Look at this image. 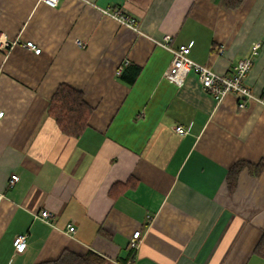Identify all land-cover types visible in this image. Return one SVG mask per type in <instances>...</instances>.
<instances>
[{
	"label": "crops",
	"instance_id": "obj_1",
	"mask_svg": "<svg viewBox=\"0 0 264 264\" xmlns=\"http://www.w3.org/2000/svg\"><path fill=\"white\" fill-rule=\"evenodd\" d=\"M119 10L138 30L105 13ZM0 34L11 44L0 50V264L64 251L125 264L138 230L132 264H264V103L218 101L194 72L178 88L157 44L190 45L226 77L259 44L244 84L264 101V0H0ZM62 84L93 109L78 138L49 115ZM45 210L51 219L38 218Z\"/></svg>",
	"mask_w": 264,
	"mask_h": 264
},
{
	"label": "built area",
	"instance_id": "obj_2",
	"mask_svg": "<svg viewBox=\"0 0 264 264\" xmlns=\"http://www.w3.org/2000/svg\"><path fill=\"white\" fill-rule=\"evenodd\" d=\"M40 1L42 2V4L52 9L57 8L59 4V0ZM105 13L120 22L122 25L130 29L138 30L135 22L125 16V14L121 10L114 13H109L106 11ZM170 41L171 37L166 36L164 37V40L162 42H157L160 47L170 51L173 55L171 65L165 74V78L169 83L177 86L178 88H181L184 85L187 76L191 72H194L197 74L199 82L204 92L212 95L218 101H221L229 93H235L243 99V101L239 103L240 109L246 108L247 101H257L264 103L263 99L253 95L252 92L244 84L245 78L253 67V59L259 53V44H255V46L252 48V53L250 57L243 58L237 63L234 68V75L232 77H226L215 73L206 66L194 62L190 58V45H183L178 48H172L170 47ZM10 46L11 44H9L5 35L0 34V50L10 48ZM78 46L82 49L86 48L85 44L80 41L78 42ZM24 47L26 49L31 50L36 55H40L42 52V49L36 46L32 41L26 42L24 44ZM4 115L5 112L0 111V119H2ZM176 132L180 135H185L187 133L182 126L176 127ZM17 180L18 176H13L11 179V184H15ZM52 217L53 214L46 210L38 214V218H41L43 220H49ZM75 231L76 230L74 226H70L69 233L73 234L75 233ZM142 240V231L138 230L134 232L133 236L130 238L129 241L131 259L127 264H132L140 248ZM14 247L17 253H23L27 248L26 236H17L14 240Z\"/></svg>",
	"mask_w": 264,
	"mask_h": 264
},
{
	"label": "trees",
	"instance_id": "obj_3",
	"mask_svg": "<svg viewBox=\"0 0 264 264\" xmlns=\"http://www.w3.org/2000/svg\"><path fill=\"white\" fill-rule=\"evenodd\" d=\"M238 2V1H237ZM93 109L86 103L84 94L68 85L62 84L54 94L49 105V115L56 121L60 130L74 138L80 137L88 128V122ZM245 164L239 163L231 171L229 176L230 189L233 190L238 174ZM264 164L257 168L260 173ZM256 254L264 257V236L255 250ZM131 256L129 257V261ZM127 261L125 264H127ZM38 264H114L99 254L88 251L84 255H77L70 251H64L55 260L45 261Z\"/></svg>",
	"mask_w": 264,
	"mask_h": 264
}]
</instances>
